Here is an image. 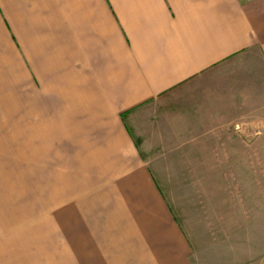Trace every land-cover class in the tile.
<instances>
[{
	"label": "crops",
	"instance_id": "0c3cea01",
	"mask_svg": "<svg viewBox=\"0 0 264 264\" xmlns=\"http://www.w3.org/2000/svg\"><path fill=\"white\" fill-rule=\"evenodd\" d=\"M257 158L264 0H0V264H264L166 194Z\"/></svg>",
	"mask_w": 264,
	"mask_h": 264
},
{
	"label": "rangeland",
	"instance_id": "374dc122",
	"mask_svg": "<svg viewBox=\"0 0 264 264\" xmlns=\"http://www.w3.org/2000/svg\"><path fill=\"white\" fill-rule=\"evenodd\" d=\"M244 163L241 162L238 173L192 176V182L189 180L190 184H187L188 190L172 189L167 190L166 194L175 204L177 211H182L192 219L194 215L231 213V205L235 202H239L241 214L264 215V160H252L251 169H243L242 166L247 165ZM198 185L201 188L194 189ZM190 187H193V190L189 189ZM255 231L259 234L260 229ZM254 248L262 250L264 246L256 243ZM48 258L47 264H55L54 254H49Z\"/></svg>",
	"mask_w": 264,
	"mask_h": 264
}]
</instances>
